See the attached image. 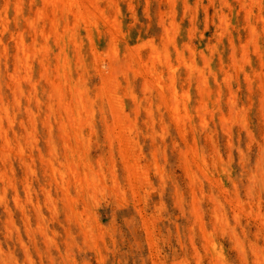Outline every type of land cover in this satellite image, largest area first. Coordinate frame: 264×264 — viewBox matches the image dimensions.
Masks as SVG:
<instances>
[{"label": "rangeland", "instance_id": "374dc122", "mask_svg": "<svg viewBox=\"0 0 264 264\" xmlns=\"http://www.w3.org/2000/svg\"><path fill=\"white\" fill-rule=\"evenodd\" d=\"M90 1L0 0V264H264V0Z\"/></svg>", "mask_w": 264, "mask_h": 264}, {"label": "bare ground", "instance_id": "6f19581e", "mask_svg": "<svg viewBox=\"0 0 264 264\" xmlns=\"http://www.w3.org/2000/svg\"><path fill=\"white\" fill-rule=\"evenodd\" d=\"M89 1V0H88ZM92 1V0H91ZM91 1H90V3H88V4H91V7H92V5H93V3H91ZM96 4V3H95ZM97 6V5H96ZM92 8H95V6L94 7H92ZM78 14V13H77ZM80 15V14H79ZM55 32V31H54ZM20 46V45H19ZM21 53V52H20ZM109 72V71H108ZM110 75H111V73H110ZM172 76V75H171ZM105 77H108L107 76V73H106V76ZM111 77V76H110ZM171 89H172V87H171ZM105 92V91H104ZM177 93V92H176ZM105 94V93H104ZM108 94V93H107ZM59 96V95H58ZM171 102V101H170ZM171 104V103H170ZM183 104V103H182ZM183 106H184V104H183ZM113 112V111H112ZM177 112H179V111H177ZM113 114V113H112ZM174 114V112L172 113V115ZM114 117V116H113ZM115 120V119H114ZM116 121V120H115ZM117 123V122H116ZM176 123H177V121H176ZM123 151H124V149H123Z\"/></svg>", "mask_w": 264, "mask_h": 264}]
</instances>
